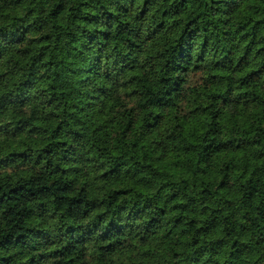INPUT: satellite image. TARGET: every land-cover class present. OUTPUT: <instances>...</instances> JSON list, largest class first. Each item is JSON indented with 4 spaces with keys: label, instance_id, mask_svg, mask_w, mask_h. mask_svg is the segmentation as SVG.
<instances>
[{
    "label": "trees",
    "instance_id": "1",
    "mask_svg": "<svg viewBox=\"0 0 264 264\" xmlns=\"http://www.w3.org/2000/svg\"><path fill=\"white\" fill-rule=\"evenodd\" d=\"M0 264H264V0H0Z\"/></svg>",
    "mask_w": 264,
    "mask_h": 264
}]
</instances>
